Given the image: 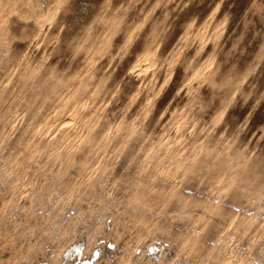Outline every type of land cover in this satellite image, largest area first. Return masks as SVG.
Wrapping results in <instances>:
<instances>
[{"label": "rangeland", "instance_id": "obj_1", "mask_svg": "<svg viewBox=\"0 0 264 264\" xmlns=\"http://www.w3.org/2000/svg\"><path fill=\"white\" fill-rule=\"evenodd\" d=\"M0 264H264V0H0Z\"/></svg>", "mask_w": 264, "mask_h": 264}]
</instances>
